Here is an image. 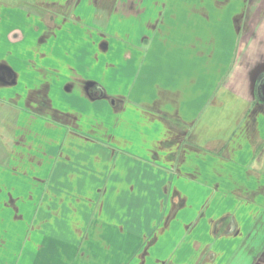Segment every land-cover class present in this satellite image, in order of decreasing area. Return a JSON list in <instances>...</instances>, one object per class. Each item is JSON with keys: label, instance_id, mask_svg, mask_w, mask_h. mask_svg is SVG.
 Segmentation results:
<instances>
[{"label": "crops", "instance_id": "0c3cea01", "mask_svg": "<svg viewBox=\"0 0 264 264\" xmlns=\"http://www.w3.org/2000/svg\"><path fill=\"white\" fill-rule=\"evenodd\" d=\"M36 2L0 1V264H264V0Z\"/></svg>", "mask_w": 264, "mask_h": 264}, {"label": "rangeland", "instance_id": "374dc122", "mask_svg": "<svg viewBox=\"0 0 264 264\" xmlns=\"http://www.w3.org/2000/svg\"><path fill=\"white\" fill-rule=\"evenodd\" d=\"M0 1H2L4 4H6V5H9V6H19V7H21V10H25L26 11V14H29V13H34V14H37V13H35L36 11H39V13H41L40 15L41 16H43V15H46L47 16V19L49 20V24L51 23L52 24V22H51V15H54V12H52L51 11V9L50 8H48V7H46L45 5H41V3L39 2V4L41 5L40 7H39V5H38V3L36 2V0H0ZM161 1H163V0H161ZM183 1V0H182ZM37 5H38V8H37ZM29 12V13H28ZM11 13V12H10ZM56 13V12H55ZM20 14L22 15V13L20 12ZM20 14H17V16H19ZM11 15H13V14H10V15H8L9 17L11 16ZM15 16H16V14H15ZM15 16H11V18H13V17H15ZM45 16V17H46ZM44 17V18H45ZM54 17V16H53ZM13 23H7L6 25H5V27L3 28V26L2 25H0V34L1 33H3L5 36H6V33H7V35H9L13 30H16V28H19L20 30H22L24 33H26L29 29H31L32 28V26L30 27V26H28L27 27V25H26V23H24L23 22V18H22V16L21 17H19V18H13V21H12ZM26 22V21H25ZM80 24L81 25H83L84 26V24L85 23H83V22H80ZM87 24H89V25H87V29H89L90 27L89 26H91V25H93V22L92 23H87ZM96 25H98L97 23H96ZM70 27V26H69ZM18 30V29H17ZM108 31V30H107ZM76 33H77V35L78 36H87L86 34H81L80 32H82V29L81 30H77V31H75ZM76 35V34H75ZM76 35V36H77ZM37 36H40V34H38V33H35L34 35H33V38L34 39H36L37 38ZM8 37V36H7ZM6 37V39H5V43H7V41H9V40H11L10 39V37H8L7 38ZM10 47V46H9ZM2 51L4 52V53H6V51H8V44H6V46L5 47H3L2 48ZM121 52L122 53H124V50H121ZM39 64H41V61H37ZM58 62V65L61 67V61H57ZM56 62V63H57ZM93 62V61H92ZM56 63H51V64H53L52 65V68H59V67H57V66H55V64ZM93 64H94V67H93V70L94 71H96L97 70V65H96V63H94L93 62ZM43 65H45V64H43ZM47 65H48V62H47ZM40 67H42V65L40 66ZM87 67V66H86ZM85 69V67H79L78 68V71L79 70H84ZM60 70V73L58 74V76H56V79H60L61 80V83L63 84L64 82H65V80L67 79V78H69V74H68V71H67V68L65 67V68H60L59 69ZM92 74H93V71H92ZM52 76V71H51V75H49L48 76V79H50V77ZM34 79V78H33ZM42 85V84H41ZM79 95L80 96V94H78L76 91L75 92H73V98H69L68 100H67V102H65L64 103V101L66 100V95L65 94H63V93H60V92H56V91H53L52 92V97H51V99L53 100V104H54V107H57V108H60V109H62V110H65L66 109V106H67V104H70V105H74L75 107H77V108H83V106L84 105H82V99L81 98H79L77 95ZM5 100V99H4ZM5 101H10V100H5ZM4 101V102H5ZM9 104H11L10 102H7V103H0V127H4V128H7V129H5V130H12L13 131V126H14V124H12V123H10V121L11 120H9L7 117H10V116H13L15 113H14V111L15 110H13L12 108H11V106L9 107V106H7V105H9ZM131 104H132V109H135V108H141L140 106H138L137 104H134V103H132L131 102ZM85 107H87V106H85ZM102 115H104V120L107 122V124H108V113L106 112V113H102L101 115H100V113L98 112L97 113V115H96V117L95 118H93L92 120H91V122L92 123H99L100 122V118L102 119ZM35 116L36 117H38V118H40V119H49V120H51V119H53V120H55L56 118L53 116L52 118L50 117V116H46V115H44V113L42 114V115H40V114H35ZM117 117H116V122L118 123L119 122V124L120 125H118V128L120 129H124L125 128V121L122 119L123 118V116L122 115H120L119 113L116 115ZM175 125V124H174ZM117 128V129H118ZM37 129H38V132L40 133V134H43V132H44V129L43 128H40L39 126H38V124H37ZM4 130V129H3ZM102 154V156H103V154H105L104 152H102L101 153ZM102 158V157H101ZM106 158V157H105ZM129 158H135V156L134 155H132V156H130ZM119 159V158H118ZM101 162L103 163L104 162V158H102V160H101ZM109 163H110V161H109ZM113 165H114V162H113ZM107 168V167H106ZM108 174H111L109 171H108ZM101 176H102V178H104L105 176H106V172H105V174L104 173H102L101 174ZM194 207H195V209L197 210V211H199L201 208H202V204H200V203H195L194 204ZM203 209V208H202ZM203 211H204V209H203ZM23 223H25V222H23ZM25 227H27V223H25ZM26 239H27V237L25 238V236L24 237H21V242H25L26 241Z\"/></svg>", "mask_w": 264, "mask_h": 264}, {"label": "water", "instance_id": "95a60500", "mask_svg": "<svg viewBox=\"0 0 264 264\" xmlns=\"http://www.w3.org/2000/svg\"><path fill=\"white\" fill-rule=\"evenodd\" d=\"M260 93L264 97V82L260 86Z\"/></svg>", "mask_w": 264, "mask_h": 264}, {"label": "trees", "instance_id": "16d2710c", "mask_svg": "<svg viewBox=\"0 0 264 264\" xmlns=\"http://www.w3.org/2000/svg\"><path fill=\"white\" fill-rule=\"evenodd\" d=\"M173 124H175V126H179V122L176 121V120H174V123Z\"/></svg>", "mask_w": 264, "mask_h": 264}, {"label": "flooded vegetation", "instance_id": "af4514ba", "mask_svg": "<svg viewBox=\"0 0 264 264\" xmlns=\"http://www.w3.org/2000/svg\"><path fill=\"white\" fill-rule=\"evenodd\" d=\"M262 78H264V77H262ZM261 94V93H260Z\"/></svg>", "mask_w": 264, "mask_h": 264}]
</instances>
